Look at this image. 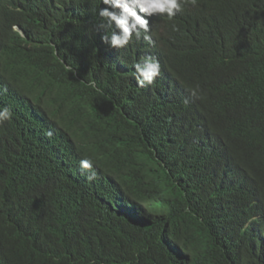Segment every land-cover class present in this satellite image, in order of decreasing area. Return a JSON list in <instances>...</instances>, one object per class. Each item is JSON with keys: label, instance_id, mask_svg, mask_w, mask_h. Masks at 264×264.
<instances>
[{"label": "trees", "instance_id": "16d2710c", "mask_svg": "<svg viewBox=\"0 0 264 264\" xmlns=\"http://www.w3.org/2000/svg\"><path fill=\"white\" fill-rule=\"evenodd\" d=\"M0 264H264V0H0Z\"/></svg>", "mask_w": 264, "mask_h": 264}, {"label": "water", "instance_id": "95a60500", "mask_svg": "<svg viewBox=\"0 0 264 264\" xmlns=\"http://www.w3.org/2000/svg\"><path fill=\"white\" fill-rule=\"evenodd\" d=\"M175 12V11H174ZM175 16V15H174Z\"/></svg>", "mask_w": 264, "mask_h": 264}, {"label": "bare ground", "instance_id": "6f19581e", "mask_svg": "<svg viewBox=\"0 0 264 264\" xmlns=\"http://www.w3.org/2000/svg\"><path fill=\"white\" fill-rule=\"evenodd\" d=\"M88 77V76H87Z\"/></svg>", "mask_w": 264, "mask_h": 264}]
</instances>
